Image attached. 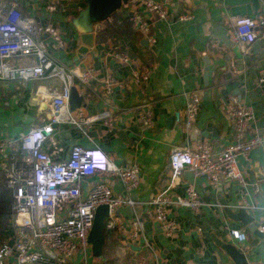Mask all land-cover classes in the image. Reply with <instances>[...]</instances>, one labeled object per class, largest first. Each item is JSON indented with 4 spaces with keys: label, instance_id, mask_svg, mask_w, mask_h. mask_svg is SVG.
<instances>
[{
    "label": "crops",
    "instance_id": "obj_1",
    "mask_svg": "<svg viewBox=\"0 0 264 264\" xmlns=\"http://www.w3.org/2000/svg\"><path fill=\"white\" fill-rule=\"evenodd\" d=\"M155 1L166 10L164 19L144 11L138 2L126 4L108 21L94 24L93 45L78 57L80 34L71 18L83 8L82 0H0L2 11L15 7L37 23L60 31L65 42L62 46L47 34L41 38L50 57L72 70V86L83 97L81 106L74 110L68 103V111L74 119H81L86 135L72 123L54 125L52 137L59 149L46 141L43 150L58 161L68 157L74 145L100 147L116 165L138 166L139 181L130 190L118 179L101 173L86 175L80 182L83 193L95 183L104 182L114 193L134 201L133 205L122 204L114 209L117 225L105 229V264H233L217 245L219 241H232L249 264H264V231H260L264 226L261 149H252L247 157L237 159V168L250 190V207L245 209L258 225L253 232L225 211L229 207L236 212L242 203L237 181L222 179L213 188L204 177L182 175L172 182L169 160L172 149L199 140L207 142L213 152L232 141L233 121L226 112L229 97L252 107L255 121L251 127L259 131L256 124L264 118V96H252L251 91L264 71V0H258L263 10L259 15H241L256 21L252 41L236 38L234 18L240 15L232 10L234 6L249 5L251 0ZM133 11L148 21L151 41L134 28ZM182 15H189V19L181 21ZM104 29L113 34L101 38ZM119 54H126L128 62L121 61ZM27 62L26 57L20 59L18 66ZM12 63L9 64L14 66ZM86 69L92 70L93 77L83 84L78 74ZM135 70L146 72L147 81L137 84ZM107 76L116 82L109 92L104 87ZM60 87L56 78L19 84L0 81V140L18 137L29 127L48 122L51 102L44 97L52 98ZM194 89L200 91V103L193 122L199 132L193 140L191 129L186 132L182 124L187 94ZM145 104L153 120L150 129L140 119L141 105ZM103 112L109 114V123L96 118ZM187 186L196 190L202 204L197 211L172 206L169 217L177 223V229L173 237H165L147 201L162 191L172 198L184 195ZM136 219L142 227L134 236L132 221ZM233 228L244 229L246 239H234L230 235ZM92 258L91 263H97L98 258Z\"/></svg>",
    "mask_w": 264,
    "mask_h": 264
},
{
    "label": "built area",
    "instance_id": "obj_2",
    "mask_svg": "<svg viewBox=\"0 0 264 264\" xmlns=\"http://www.w3.org/2000/svg\"><path fill=\"white\" fill-rule=\"evenodd\" d=\"M137 2L154 17H166V10L161 3L155 0ZM131 15L134 28L151 41L148 21L135 11ZM179 19L187 20L189 15H182ZM255 26L253 18H234L235 36L239 40L252 41L255 38ZM45 34L60 46L65 43L56 27L37 23L15 7L6 11L0 9V81L19 84L56 78L61 82L60 89L52 93L48 122L29 127L18 137L0 140V172L11 192L13 228V236L0 243V264H97L91 263L93 258L91 244L88 242L95 209L101 204L108 205L105 229L110 230L117 225L113 216L114 209L122 204L133 205L134 201L114 193L104 182L95 183L83 193L80 182L86 175L101 173L118 179L126 190H130L138 184L139 168L136 164L124 167L116 165L100 147L74 145L68 157L58 161H53L43 150L46 141L55 150L59 149L52 137L54 125L72 123L86 135L81 119H74L68 111L73 72L50 57L41 38ZM14 56H31L35 62L13 66L5 61ZM118 56L121 61L128 62L126 54ZM133 76L140 85L148 79V74L141 70H135ZM92 77L91 69L78 74L83 84ZM115 83L111 76H107L104 80L105 90L109 92ZM199 103L200 91L194 89L188 92L182 124L186 132L193 126ZM142 108V125L150 129L153 126L151 113L146 104L141 105ZM226 112L233 121L232 141L218 152H213L203 140L172 149L169 157L171 181L181 179L184 170L204 177L213 188L222 179L237 181L242 195L239 207L247 209L250 207L247 199L249 184L237 168V159L240 156L247 157L249 151L255 148H260L264 155V130L252 129L251 125L255 121L252 107L235 97L228 98ZM96 118H102L106 123L110 120L106 112ZM147 204L152 207L154 221L163 235L170 238L176 232L177 223L169 217V209L178 206L197 211L202 203L196 190L187 186L184 195L172 198L162 191L151 197ZM132 227L133 235L137 236V230L142 227L141 221H132ZM260 231H264V226ZM230 235L238 241L245 240L247 236L244 229L237 228L230 229Z\"/></svg>",
    "mask_w": 264,
    "mask_h": 264
},
{
    "label": "water",
    "instance_id": "obj_3",
    "mask_svg": "<svg viewBox=\"0 0 264 264\" xmlns=\"http://www.w3.org/2000/svg\"><path fill=\"white\" fill-rule=\"evenodd\" d=\"M138 0H82L84 6L79 9L74 17L71 18V23L80 34L81 45L78 48V57H81L93 45L94 29L96 23L108 21L112 14L119 10L123 5L136 3ZM252 6V7H250ZM251 8V9H250ZM235 15H250L252 13L259 15L261 9L258 0H251L249 5H238L233 7ZM206 75V72H205ZM264 96V79L257 84L252 85L251 95ZM48 102L52 101L51 97H44ZM83 97L78 95L77 89L72 86L70 89L69 105L70 109L74 110L81 106ZM259 131L264 128V118L256 124ZM198 129L195 126L191 128V136L194 140L198 134ZM182 175H194L189 170H184ZM226 207L225 211L228 216L234 220L240 221L247 226L250 231L257 229V223L253 216L243 207H238L236 212ZM109 215V208L106 204H101L95 209L93 225L88 235V242L91 244V251L94 258H100L103 254V246L105 244V222ZM12 240L9 241V245ZM217 245L228 255L233 264H249L245 254L232 242H217Z\"/></svg>",
    "mask_w": 264,
    "mask_h": 264
},
{
    "label": "trees",
    "instance_id": "obj_4",
    "mask_svg": "<svg viewBox=\"0 0 264 264\" xmlns=\"http://www.w3.org/2000/svg\"><path fill=\"white\" fill-rule=\"evenodd\" d=\"M113 31L104 29L100 32L101 38L110 37ZM13 236L11 225V192L7 188L4 177L0 172V243Z\"/></svg>",
    "mask_w": 264,
    "mask_h": 264
},
{
    "label": "rangeland",
    "instance_id": "obj_5",
    "mask_svg": "<svg viewBox=\"0 0 264 264\" xmlns=\"http://www.w3.org/2000/svg\"><path fill=\"white\" fill-rule=\"evenodd\" d=\"M123 6H124V5H123ZM123 6H122V7H123ZM122 7H121V8H122ZM45 43H46V42H45ZM25 57L29 59V62H27V63H25V64H28V63L33 64V63L35 62V60H34L33 57H31V56H25ZM25 57H24V56H14V57H11V58H8V59H5V61L8 62V63H12L14 60H16V62H14V63H12V64H14V66H18V65H20L19 60H20V59H23V58H25ZM104 252H105V255H103V257H100V258L97 259V264H105V261L103 262V259H104V257L107 258V252H108V248H107L106 245L104 246Z\"/></svg>",
    "mask_w": 264,
    "mask_h": 264
},
{
    "label": "clouds",
    "instance_id": "obj_6",
    "mask_svg": "<svg viewBox=\"0 0 264 264\" xmlns=\"http://www.w3.org/2000/svg\"><path fill=\"white\" fill-rule=\"evenodd\" d=\"M100 155H101L102 157H105V155H104L102 152H100Z\"/></svg>",
    "mask_w": 264,
    "mask_h": 264
}]
</instances>
